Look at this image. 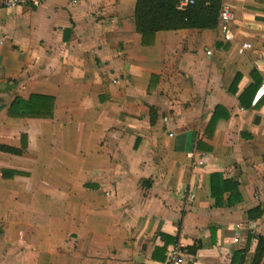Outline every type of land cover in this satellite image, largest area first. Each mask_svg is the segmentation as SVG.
Masks as SVG:
<instances>
[{
	"label": "crops",
	"instance_id": "crops-1",
	"mask_svg": "<svg viewBox=\"0 0 264 264\" xmlns=\"http://www.w3.org/2000/svg\"><path fill=\"white\" fill-rule=\"evenodd\" d=\"M221 1L236 40L143 35L137 0L0 9V264H264V0Z\"/></svg>",
	"mask_w": 264,
	"mask_h": 264
},
{
	"label": "trees",
	"instance_id": "trees-1",
	"mask_svg": "<svg viewBox=\"0 0 264 264\" xmlns=\"http://www.w3.org/2000/svg\"><path fill=\"white\" fill-rule=\"evenodd\" d=\"M221 0H194V3L180 9L177 0H137L135 9V20L138 31L143 35L152 34L159 30L181 29V28H215L218 23L221 10ZM40 104L38 105V107ZM27 104L22 99H16L10 109V115L25 116ZM15 109H20L15 112ZM38 112L36 116L44 115ZM218 119L216 111L211 119L210 126L213 127ZM3 149L16 152L12 147ZM231 187V186H230ZM232 190L236 191V188ZM213 196L216 194L212 186ZM264 253V238L259 237L257 255L261 257ZM257 262V261H255Z\"/></svg>",
	"mask_w": 264,
	"mask_h": 264
},
{
	"label": "built area",
	"instance_id": "built-area-1",
	"mask_svg": "<svg viewBox=\"0 0 264 264\" xmlns=\"http://www.w3.org/2000/svg\"><path fill=\"white\" fill-rule=\"evenodd\" d=\"M178 8L182 9L189 4L194 3V0H177ZM39 0H0L1 8H18L30 4H38ZM235 18V12L229 5H224L219 13L218 29L225 40L233 41L237 39L235 32L232 29V23ZM243 48H251L248 42L242 43ZM211 54V51H208ZM259 91L264 94V82L261 84ZM172 135V134H170ZM162 264H182V249L179 245L171 248L168 259Z\"/></svg>",
	"mask_w": 264,
	"mask_h": 264
}]
</instances>
